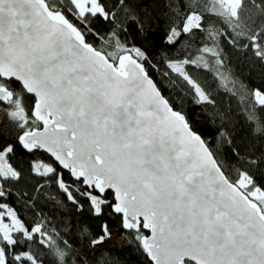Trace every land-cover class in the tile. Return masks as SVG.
I'll use <instances>...</instances> for the list:
<instances>
[{
    "label": "snow or ice",
    "instance_id": "1",
    "mask_svg": "<svg viewBox=\"0 0 264 264\" xmlns=\"http://www.w3.org/2000/svg\"><path fill=\"white\" fill-rule=\"evenodd\" d=\"M163 3L157 64L166 71L127 39L130 25L151 29L140 0H0V264L79 260L55 229L27 223L7 203L27 198L12 163L21 150L50 154L97 216L108 208L120 217L150 264H264V187L252 171L264 150L236 143L230 111L212 114L221 122L213 149L184 111L189 96L215 106L189 67L235 86L219 71L225 39L264 62V0ZM150 69L179 90L165 96ZM241 101L249 135L264 141V90H245ZM32 171L56 168L34 162ZM111 237L104 224L89 243L98 249Z\"/></svg>",
    "mask_w": 264,
    "mask_h": 264
},
{
    "label": "trees",
    "instance_id": "2",
    "mask_svg": "<svg viewBox=\"0 0 264 264\" xmlns=\"http://www.w3.org/2000/svg\"><path fill=\"white\" fill-rule=\"evenodd\" d=\"M139 7L141 12L146 11L153 17L151 29L142 34L135 30L134 24L130 25L127 39L130 43L134 42L136 46L141 47L148 54L152 63L157 64L161 58L160 54L166 48L162 43V37L167 27L165 6L163 0H140ZM221 26L227 31L226 25ZM222 48L225 54V64L219 71L227 74L231 81H235V86L232 83L225 84L214 71L197 69L194 66L189 67L188 71L211 95L215 106L198 105L189 96L184 111L193 130L199 133L213 149L217 145L218 129L221 122L217 118L213 123L212 114L230 111L236 126L235 128L229 126L226 130L232 132L238 144H256V154L258 155L260 150H264V141H253L249 135V126L242 114L244 103L241 101V96L245 94V90L249 92L257 88L264 90V62L255 59L251 52L227 43L226 39L222 43ZM157 67L160 68V71L167 70L159 64ZM150 72L153 79L162 86L165 96L174 95L175 91L179 90H174L168 80L161 77L159 72L151 69ZM181 87L185 92L187 91L186 85ZM260 114L264 115V113ZM34 162L38 165L50 164L56 168V172L41 176L32 171ZM12 163L22 171L23 179L16 187L27 193V198L19 200L13 196L7 203L11 204L27 223L40 222L49 231L55 229V232L59 233L60 240H67L72 246L73 252L79 253L77 264L83 261H87L88 264H102V262H106V264H150L134 236H130L120 227V217L111 214L108 208L104 209L102 215L97 216L90 207L87 198L80 195V191H84L85 188L81 184L74 183L70 175L60 170L46 154L40 151L27 153L21 150ZM252 171L257 183L264 187V165L260 168H253ZM58 177H62L64 182L70 185V190L77 202L74 203L67 198V194L57 183ZM78 187L80 191L76 190ZM13 191H16V188ZM109 199H111V194H109ZM104 224H107L109 230H113L112 233L115 232L119 236L118 238H124L126 244L122 247H112L105 243L94 251L89 242L102 233ZM68 260L69 264H72L76 257L70 255Z\"/></svg>",
    "mask_w": 264,
    "mask_h": 264
},
{
    "label": "rangeland",
    "instance_id": "3",
    "mask_svg": "<svg viewBox=\"0 0 264 264\" xmlns=\"http://www.w3.org/2000/svg\"><path fill=\"white\" fill-rule=\"evenodd\" d=\"M225 87V86H223ZM38 165V164H37ZM41 171H43V168L40 169ZM111 232L113 230H110ZM119 236L116 235V233H112V237L110 239H108L105 243H107L109 246L111 245L112 247H122L126 244V241L124 238H118ZM118 238V239H117ZM105 243H103L102 245H104ZM115 243V245H113ZM92 249L95 251L97 248L92 247Z\"/></svg>",
    "mask_w": 264,
    "mask_h": 264
},
{
    "label": "water",
    "instance_id": "4",
    "mask_svg": "<svg viewBox=\"0 0 264 264\" xmlns=\"http://www.w3.org/2000/svg\"><path fill=\"white\" fill-rule=\"evenodd\" d=\"M40 152H43V153L46 154L49 158H51V160H52V161H53V162L59 167L60 170H62V171H64V172H67V173L70 175V173L68 172V170L63 169L62 166H60L57 162H55V161H54V158H52V157L50 156V154H48V153H46V152H44V151H42V150H41ZM70 177H71V176H70ZM71 179L73 180L74 178L71 177ZM81 185H82V183H81ZM82 187L85 188L83 185H82ZM124 231H126V230H124ZM126 232H127V231H126ZM147 259H148V258H147ZM148 261H149V260H148Z\"/></svg>",
    "mask_w": 264,
    "mask_h": 264
}]
</instances>
